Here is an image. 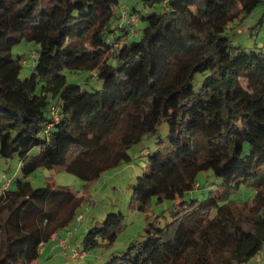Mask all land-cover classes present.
<instances>
[{
	"label": "trees",
	"instance_id": "1",
	"mask_svg": "<svg viewBox=\"0 0 264 264\" xmlns=\"http://www.w3.org/2000/svg\"><path fill=\"white\" fill-rule=\"evenodd\" d=\"M158 1L115 16L120 0H0V155L24 162L16 186L8 181L0 191V264H38L53 241L64 252L112 245L123 211L108 212L73 245L84 194L26 178L62 166L91 183L131 162L134 144L147 155L133 185L138 209L154 196L178 204L112 263L246 264L264 248V50L233 45L226 34L264 0H164L161 10ZM124 10L138 15L137 33ZM22 40L38 44L27 77L26 57L13 54ZM66 69L98 70L103 86L68 82ZM152 136L170 149L144 154ZM205 171L221 182L203 185ZM243 185L255 189L252 198L231 199Z\"/></svg>",
	"mask_w": 264,
	"mask_h": 264
},
{
	"label": "rangeland",
	"instance_id": "2",
	"mask_svg": "<svg viewBox=\"0 0 264 264\" xmlns=\"http://www.w3.org/2000/svg\"><path fill=\"white\" fill-rule=\"evenodd\" d=\"M145 0H120V4L116 6L115 16L119 14L122 7L130 8L134 5L145 10ZM156 9L161 10L164 6V0L158 1ZM148 7L146 9H149ZM147 11V10H146ZM118 19L111 21L112 26L116 25ZM238 22L235 27H229L226 34H229L233 45L242 44L247 49L257 47L264 50V2L257 6L253 12L241 19H236L233 23ZM144 21L140 22L143 25ZM250 26V27H248ZM243 32H240L241 30ZM136 37H139L137 35ZM38 44L33 41L22 40L13 48L14 56L24 55L26 60L23 61L21 77H27L33 72L36 59L31 54L37 49ZM67 81L80 83L88 90L95 91L103 86V81L98 77V70H65ZM160 134L166 137L168 134V124L163 122L160 126ZM144 154L159 148L163 150L170 149V145L166 142H158L157 136H152L144 140ZM141 145L134 144L130 147V152L134 156L131 162H123L114 166L100 176L99 179L86 183L79 176L67 171L62 166L40 167L32 172L28 179L33 186L46 185L48 181L53 184H65L70 186L79 195H83L82 203L79 207L81 213H85L83 224L77 223V231L75 243L83 242L84 236L95 223L102 221L108 212L123 211L124 218L121 230L112 245L104 242L94 250L87 251V259L80 261V264H114L111 259L114 254L124 252L131 242L140 240L145 232V227L150 221H154L159 225H164L172 217L175 210L177 200L164 198L162 201L154 196L149 203L147 210L138 209L133 199V185L139 174H142L147 165V155L138 156ZM39 147L31 150L32 154L37 153ZM24 162L18 156L6 158L0 155V191L5 183L12 181V186H16V177L22 176ZM201 183H214L218 185L221 178L217 177L212 171H205L199 174ZM209 190H205L208 193ZM255 193L252 186L243 185L239 190L230 194L231 199L249 200ZM197 196L198 192H194ZM204 194V192H203ZM201 194V195H203ZM191 192L185 196L186 199L191 198ZM86 221V222H85ZM85 222V224H84ZM75 225V224H74ZM75 229V227H74ZM57 248L49 253L42 255L38 264H68L71 260H67L72 255V250ZM80 251H84L81 249ZM50 255V257H49ZM66 255L68 257H66ZM246 264H264V248L255 256H253Z\"/></svg>",
	"mask_w": 264,
	"mask_h": 264
},
{
	"label": "built area",
	"instance_id": "3",
	"mask_svg": "<svg viewBox=\"0 0 264 264\" xmlns=\"http://www.w3.org/2000/svg\"><path fill=\"white\" fill-rule=\"evenodd\" d=\"M123 18L124 20H127L130 24V31L133 32V33H137V25H138V15L137 14H134V13H130L129 10H124L123 12ZM52 112L56 115V111L55 109L52 110ZM81 218V216H79ZM56 235H54L55 237ZM60 245L64 248H67L69 247V244L64 240H60ZM66 254V252H65ZM86 256V252L84 251H80V249L78 247H75L73 248V252H72V255L71 257L74 258V259H83L84 257ZM84 260V259H83Z\"/></svg>",
	"mask_w": 264,
	"mask_h": 264
},
{
	"label": "crops",
	"instance_id": "4",
	"mask_svg": "<svg viewBox=\"0 0 264 264\" xmlns=\"http://www.w3.org/2000/svg\"><path fill=\"white\" fill-rule=\"evenodd\" d=\"M238 22H235L234 24H233V26H231V28L232 27H235L236 26V24H237ZM248 27H250V26H248ZM244 30L242 29L240 32H243ZM84 224H85V222H84ZM61 236H63V234L61 233ZM76 237H74L73 239H72V244L73 245H76V243H75V239ZM71 244V243H70ZM55 245V242L53 241V242H49V244H47L46 245V247H45V249H44V252H43V255H45L46 253H49L51 250H55V249H57V246L55 247L54 246ZM87 255L83 258L84 260H86L87 258ZM83 259H81V260H83Z\"/></svg>",
	"mask_w": 264,
	"mask_h": 264
}]
</instances>
